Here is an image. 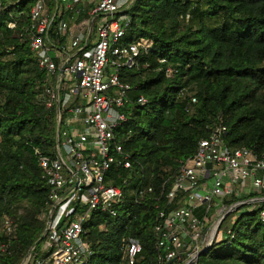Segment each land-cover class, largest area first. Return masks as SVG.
Instances as JSON below:
<instances>
[{
    "label": "trees",
    "instance_id": "trees-1",
    "mask_svg": "<svg viewBox=\"0 0 264 264\" xmlns=\"http://www.w3.org/2000/svg\"><path fill=\"white\" fill-rule=\"evenodd\" d=\"M9 1L19 2L11 7ZM31 4L0 1V216L18 225L7 264H19L43 233L48 189L34 151L50 154L56 131L55 109L41 99L45 75L29 47ZM129 13V36L150 40L153 48L122 75L134 88L131 97L143 96L147 103L129 110L122 144L131 170L121 174L135 184L149 175L153 192L140 204L127 202L117 219L92 217L85 225L90 264H126V238L141 243L137 264H160L156 206L165 207L173 176L216 126L226 128L230 148L264 155V0H135ZM243 209L230 226L232 236L225 235L197 264H264V202Z\"/></svg>",
    "mask_w": 264,
    "mask_h": 264
},
{
    "label": "built area",
    "instance_id": "built-area-1",
    "mask_svg": "<svg viewBox=\"0 0 264 264\" xmlns=\"http://www.w3.org/2000/svg\"><path fill=\"white\" fill-rule=\"evenodd\" d=\"M31 1L29 47L45 75L41 99L55 109L56 131L50 154L34 151L48 189L45 227L39 243L19 264H90L93 252L85 225L92 217L117 219L127 202L140 204L153 192L149 175L135 184L121 174L131 170L122 144L129 110L147 103L143 96L131 97L134 88L122 75L138 67L153 43L129 36V10L135 0ZM18 2L9 1L8 6ZM8 25L14 28L15 22ZM225 134L226 128L219 125L198 142L173 176L164 194L165 207L156 206L153 231L160 264H197L196 255L209 245L221 216L250 201L264 202V155L230 148ZM174 202L180 205L170 208ZM260 219L264 221V211ZM225 220L214 245L232 236L233 220L222 228ZM17 232L14 219L0 216V264L12 257ZM121 251L126 264H137L142 246L126 238Z\"/></svg>",
    "mask_w": 264,
    "mask_h": 264
},
{
    "label": "water",
    "instance_id": "water-1",
    "mask_svg": "<svg viewBox=\"0 0 264 264\" xmlns=\"http://www.w3.org/2000/svg\"><path fill=\"white\" fill-rule=\"evenodd\" d=\"M258 201H259V200H258ZM255 202H256V201H250L249 203H244L243 205H249V204H252V203H255ZM243 205H239V206H243ZM239 206H237V207H239ZM237 207H236V208H237ZM236 208H235V209H236ZM225 217H226V215H223V216H221V217L219 218V221H218V223H217V225H216V227H215V229H214V231H213V234H212V236H211V240H210L209 245H208L203 251L199 252V253L196 255V258L201 257L203 254H205L206 252H208L210 249H212V248L214 247L215 238H216V236H217V234H218V232H219V229H220L221 223H222V221H223V219H224ZM39 241H40V239L37 240V241L35 242V245H37V244L39 243ZM188 264H191V262L188 263Z\"/></svg>",
    "mask_w": 264,
    "mask_h": 264
},
{
    "label": "rangeland",
    "instance_id": "rangeland-1",
    "mask_svg": "<svg viewBox=\"0 0 264 264\" xmlns=\"http://www.w3.org/2000/svg\"><path fill=\"white\" fill-rule=\"evenodd\" d=\"M250 209H251L250 207L246 208L247 211H249ZM240 211H244L243 206L237 207L233 212L229 213L226 216V218H231L232 217L231 220L234 221L235 218H236V215H238V212H240ZM20 213H22V211H19V214ZM11 218L14 219L13 217H11ZM40 218L42 219V214L40 215ZM227 222H229V219L227 220Z\"/></svg>",
    "mask_w": 264,
    "mask_h": 264
}]
</instances>
